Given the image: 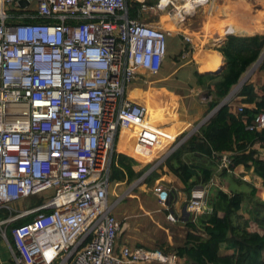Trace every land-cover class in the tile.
Masks as SVG:
<instances>
[{"label": "built area", "instance_id": "1", "mask_svg": "<svg viewBox=\"0 0 264 264\" xmlns=\"http://www.w3.org/2000/svg\"><path fill=\"white\" fill-rule=\"evenodd\" d=\"M19 1L0 0V237L12 264H177L161 249L118 244L110 164L125 131L143 150L163 137L162 128L145 123L146 106L127 95L166 56L170 32L142 17L169 13L181 29L216 0ZM132 3L141 18H130ZM246 128L264 134V111ZM186 139L170 140L160 159ZM217 163L227 169L230 159ZM208 191L191 190L192 220L207 210ZM154 193L167 207L161 187ZM31 198L41 203L13 214L15 203Z\"/></svg>", "mask_w": 264, "mask_h": 264}, {"label": "crops", "instance_id": "2", "mask_svg": "<svg viewBox=\"0 0 264 264\" xmlns=\"http://www.w3.org/2000/svg\"><path fill=\"white\" fill-rule=\"evenodd\" d=\"M249 1L216 0L212 4L211 7L214 9V12L212 11L214 16L213 26L215 27L213 28L212 33L215 37L204 33V31L202 32V30H204V24L208 22L204 12L198 13L197 16L195 15V17L181 29H177L174 23L169 22L170 25L174 27V30L165 28L161 21L162 19L157 22H151V20L145 21V16L142 17L146 23L163 30H168L170 33L167 37H169L171 41L168 44L166 43V56L161 63L159 72L155 75H140L131 84L132 87H129L128 98L140 104H151L154 105V107L156 106L159 108L158 113L153 117L149 125L162 128L163 131L161 134H163V137L159 140V143L154 149H146L141 144L144 148L143 150L139 143L135 144V141L132 140L128 132L125 131L120 134L116 143L115 149L118 153L128 156L141 164H147L148 162L153 163L152 159L164 156V148L169 145L171 142L170 140H174L179 134L188 133L193 128V125L200 122L202 123L209 113H211L208 112V104L211 98L208 96V92L204 88V85L221 81L226 72L227 65L224 57L217 51V49L222 47L229 37H264V0H253V3L252 1ZM255 6L257 8H255ZM200 24L203 25L201 31L196 30L195 28ZM227 29H230L231 31L228 34L226 33ZM185 38H188L189 41H186ZM247 46H249V44H247ZM183 51H189V54L184 60L179 58ZM196 73L202 75L212 74L216 78L214 80L204 78L203 86H200L199 81L195 76ZM146 77H152L151 82L156 83L157 86H159L157 89L154 88L157 91L150 92L148 90H143L139 86L136 87L141 81L144 84L147 83ZM244 85H251L253 87V92L257 95L264 93V48L256 61L250 64L240 76L238 83L232 86L227 96L220 101L219 105L214 109L213 115L225 105L229 107L228 112L234 116L240 114V112H238L239 108L255 110L256 103H245V96L240 94ZM259 99L260 98H257L256 101H259ZM163 104L169 105V107L171 106V110L173 108L170 117L164 118L166 119V122L161 118ZM246 120L247 118L244 116L242 118L244 124L246 123ZM176 128L177 130L179 129L177 132L175 131ZM251 148L256 151L259 159L264 160V141L254 143ZM182 158L184 161L188 162V164L194 165L198 169H201V167H208L211 169L213 175L208 184L212 183L213 187H215L217 183L221 185V183L226 182L228 187L233 189V192H244L245 195L249 194L250 196V193L252 194L254 189H257V193H254L255 196H257V199L264 194L262 191V180L254 175L252 168L245 170L244 167L240 165L234 170L224 173L222 169H219L218 163H216V160L213 158L190 152H185ZM226 177H228L229 180ZM232 177L235 181L231 180ZM176 180L178 181L179 187L178 189H175V199L173 200V198H171L172 200H168V205L165 207L166 209L162 207L167 215H173L174 221L167 219L170 222H176L177 225H174V227L182 229L183 232L182 239L178 236L176 242L168 241L169 248L173 251L170 252L172 254H175L174 250L177 247L183 245L188 232L185 223L187 219L190 218V215L186 210L190 197L187 198L185 196L184 186L177 178ZM122 184V182H109L108 201L110 189H116ZM199 186L202 185L198 184L197 187ZM244 189L247 191H244ZM221 191L224 193L227 192L226 188L223 189V186ZM119 201L120 200H117L114 203L117 205ZM251 203L253 202H250L247 199L242 202L241 210L238 212L239 218L241 217L242 219L247 220L254 216L255 209L254 205ZM206 211L211 212L208 208ZM202 214L197 217H201ZM218 215L220 217L222 216V213ZM4 217L5 216L0 214V219H3ZM195 220H192V222H196ZM201 227L203 226L198 224V233L203 238L205 237V231ZM8 241L11 244L10 237H8ZM174 243L177 246H174ZM234 251L235 249L228 250L225 249V247L221 250L222 254L229 255ZM0 254H2L0 255V264H12L8 246L1 237ZM177 264H184V261L179 260Z\"/></svg>", "mask_w": 264, "mask_h": 264}, {"label": "trees", "instance_id": "3", "mask_svg": "<svg viewBox=\"0 0 264 264\" xmlns=\"http://www.w3.org/2000/svg\"><path fill=\"white\" fill-rule=\"evenodd\" d=\"M145 1L148 5L157 2V0ZM130 6V18H141L138 12L140 5L132 3ZM263 48L264 37L255 36L252 38L229 37L226 43L217 49L224 57L227 65L221 81L204 85L208 96L211 98L208 104V112L214 110L220 101L227 96L232 86L238 83L246 68L256 61ZM195 76L200 86H203L204 78L209 80L216 78L212 74L196 73ZM240 94L245 96V103L255 102L256 109H243L238 116H234L228 112L229 107L227 105L221 107L199 128L197 133L190 136L164 161L165 166L183 184L189 194L188 197H190L194 186L208 184L213 174L208 167L198 169L196 166L185 162L182 158L185 152L203 155L216 161L226 155L230 159V164L227 169H223L224 173L232 171L240 165L245 170L252 168L254 175L262 180V191L264 192V160L259 159L256 151L251 148L254 143L264 141V134L246 129L255 115L264 111V93L257 95L253 92L251 85H244ZM257 98H260L259 101H256ZM145 105L148 109L145 123L149 125L159 108L151 104ZM163 107L162 113L166 104H163ZM244 116L247 118L245 124L242 121ZM164 121L166 122V119ZM178 130L175 129L176 132ZM184 135V133L180 134V138ZM160 157L154 158L153 161H157ZM150 166L151 163L141 164L114 151L111 158L109 181L130 184L142 177ZM154 172L152 171L147 176L144 184L150 186L155 183L157 185L159 182H165L164 180L168 178L166 172L161 174ZM213 191L215 192L211 193L212 195L209 194L207 198V208L211 212L205 211L201 217H197L196 222H192L191 217L187 219L185 226L188 232L185 241L183 245L174 250L177 258L183 260L184 264H264L262 256L264 252V197L257 199L254 217L237 222L243 194L228 195L219 189ZM31 201L30 206L41 203V199L37 198ZM220 213L222 216L219 217L218 214ZM29 220V217L18 220L12 226L25 224ZM198 224H201L205 231L203 238L198 233ZM138 247L142 246L138 245ZM223 247L228 250H239V254L235 257L231 254H222Z\"/></svg>", "mask_w": 264, "mask_h": 264}, {"label": "rangeland", "instance_id": "4", "mask_svg": "<svg viewBox=\"0 0 264 264\" xmlns=\"http://www.w3.org/2000/svg\"><path fill=\"white\" fill-rule=\"evenodd\" d=\"M250 1H252V3H253V0H250ZM255 8H257V7L255 6ZM206 13H208V10H206ZM168 14H166V13L160 14V15L159 14L158 15L157 14H147L144 18H145V21L151 20V22H157V21L162 19L161 21L163 22L164 26H166L170 29H173V27L169 23L170 19L168 17ZM163 15H165L166 17ZM213 23H214V16L210 17V19H208V22H206L204 24V30H202V32L204 31V33L210 34V36L215 37V35H213V33H212L213 28H215L213 26ZM202 26L203 25L200 24L195 29L201 31ZM170 41H171L170 38L167 37L166 43L168 44ZM211 48H214V47H211ZM186 54L188 55L189 51H186ZM179 58L182 60L185 59V58H182V56H179ZM146 79H147V83L144 84L141 81V83L136 85V87L139 86L143 90H146V91L148 90L150 92L157 91L155 89H157L159 86H157L156 83L151 82L152 77H146ZM129 87H132V85H130ZM129 90H130V88L127 90V95L129 94ZM172 111H173V108L171 110V106L169 107V105H166V108H165V110H163V113L161 114V112L160 111L159 112L161 114V118L164 119V118H169ZM200 124H201V122L196 124V125H193V128L188 133H185V135L183 137L187 136V139H188L190 136L197 133L199 128L202 126V125L200 126ZM186 140H185V142H186ZM166 158L165 159L159 158L157 161H153V163L150 162L151 166L147 169V171H145L143 173L142 177H140L139 179H136L132 183H130V184L123 183L122 185H120L116 189H114V188L110 189L109 203H114L117 200H120L119 203H117L118 206L116 205V207L113 210V214H114L115 218L117 219V221L120 222L121 224L123 223L121 225V230H122L121 234L118 237V244L119 245L120 244H127L129 246L141 245L142 247H146V248H150V249H161L164 252L170 253L173 251L170 250L169 245H168V241H175L176 242L178 236H180L182 239V237H183L182 229L175 228L174 225H177L176 222H170L167 219L166 211L163 210V208H162L164 206H161V204L159 202L160 199L158 197H156V195L154 193V189L157 186H159V187H161V191L162 192L164 191L167 194V196L169 197V200L171 198H173V200H174L176 197L175 189H178V187H179L178 181L176 180V178L178 179V177L165 166L164 161L166 160ZM216 163H217V161H216ZM152 171H155L154 173H157V174H161L162 172H166L167 177H168L167 179L169 182L167 181V179H165L164 180L165 182H159L157 185H155V183L150 185V186L147 184H144L145 179L147 178V176ZM212 174H213V171H212ZM233 177H235V176H233ZM233 177L231 180H233ZM226 178L228 179V177H226ZM233 181H235V180H233ZM237 181H239V180H237ZM197 186L198 185L194 186L193 188H195ZM206 186H208V188H209L208 195L211 193L213 194L215 192V191H213L214 189L222 190V186H223V189L226 188V190H227L226 194H228V195H232L234 193H241L239 191L233 192L232 191L233 189L228 187L226 182L221 183V185L217 183L215 185V187H213L212 183L207 184ZM244 191H247V190L244 189ZM254 193H257V189H254V192H252V194L250 193V196H249V194L245 195L244 192H242L241 194H243V201L245 199H247L250 202H253L251 204L254 205V209H255L256 205H257L256 204L257 196H255ZM184 194L188 198L189 194L186 191L185 187H184ZM48 196L50 197V194ZM262 197H264V194H262ZM33 199H35V198H31L28 201L21 202L20 204L15 203L14 204L15 212L13 214L17 215L19 211L26 210L27 208H29L31 203H32L31 200H33ZM241 206H242V203H241ZM0 214L2 216L4 215L1 212H0ZM243 220L244 219H242L240 217L237 220V222H240ZM201 228H203V227H201ZM180 232H181V234H180ZM179 244H180V241H179ZM174 246H177V245L174 243ZM238 254H239V250L235 249V251L231 255L233 257H235ZM0 255H2V254H0ZM262 256H263V260H264V252H263Z\"/></svg>", "mask_w": 264, "mask_h": 264}, {"label": "bare ground", "instance_id": "5", "mask_svg": "<svg viewBox=\"0 0 264 264\" xmlns=\"http://www.w3.org/2000/svg\"><path fill=\"white\" fill-rule=\"evenodd\" d=\"M206 10H208V13H206ZM214 9L213 8H210V9H200V10H198L196 13H195V15L197 16V14L198 13H202V12H204L207 16H206V19H210V17H212V12L211 11H213ZM214 12V11H213ZM202 15V14H201ZM210 15V16H209ZM213 19V18H212ZM216 19V18H215ZM203 20V19H202ZM165 28H167V29H170V28H168V27H166V26H164ZM173 27V26H172ZM170 30H174V27H173V29H170ZM205 58V57H204ZM202 59H203V57H202ZM201 60V59H200ZM146 108H147V106H146ZM147 113H148V109H147Z\"/></svg>", "mask_w": 264, "mask_h": 264}, {"label": "water", "instance_id": "6", "mask_svg": "<svg viewBox=\"0 0 264 264\" xmlns=\"http://www.w3.org/2000/svg\"><path fill=\"white\" fill-rule=\"evenodd\" d=\"M18 4H19L21 7H24V6L27 5V2L24 1V0H20V1L18 2ZM213 113H214V110L211 111V113H209V115H208V116L202 121V124H201V125H203L204 123H206V122L211 118V116L213 115ZM121 231H122V230H120V234H121Z\"/></svg>", "mask_w": 264, "mask_h": 264}]
</instances>
